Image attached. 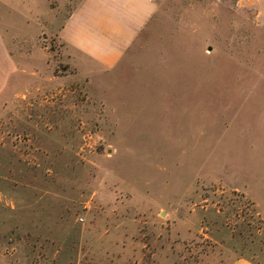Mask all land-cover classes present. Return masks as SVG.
<instances>
[{"label": "rangeland", "instance_id": "374dc122", "mask_svg": "<svg viewBox=\"0 0 264 264\" xmlns=\"http://www.w3.org/2000/svg\"><path fill=\"white\" fill-rule=\"evenodd\" d=\"M79 2L0 0L47 60L0 103V264L264 263V0H158L104 69Z\"/></svg>", "mask_w": 264, "mask_h": 264}, {"label": "crops", "instance_id": "0c3cea01", "mask_svg": "<svg viewBox=\"0 0 264 264\" xmlns=\"http://www.w3.org/2000/svg\"><path fill=\"white\" fill-rule=\"evenodd\" d=\"M51 8L50 0H46ZM158 0H80L55 33L72 49L80 65L100 69L119 65L126 51L152 17ZM32 11V10H30ZM38 30L35 45L26 35L0 21V103L11 98L24 85L28 71H47L41 59ZM28 46V48H26ZM231 264H264L249 257H239Z\"/></svg>", "mask_w": 264, "mask_h": 264}]
</instances>
